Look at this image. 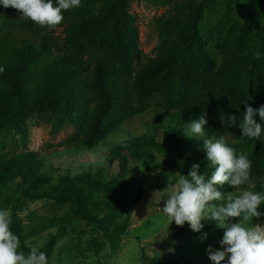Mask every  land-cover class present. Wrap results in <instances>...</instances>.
<instances>
[{"label":"trees","instance_id":"trees-1","mask_svg":"<svg viewBox=\"0 0 264 264\" xmlns=\"http://www.w3.org/2000/svg\"><path fill=\"white\" fill-rule=\"evenodd\" d=\"M158 3L167 11L152 22L158 45L154 56L148 57L139 48L131 0H81L79 7L62 10L64 19L55 28L21 21L19 11L5 8L0 0V68L4 69L0 72V210L9 211L10 231L26 253L31 248L27 240L45 226L36 228L33 215L24 217L23 212L30 203L42 200L40 191L52 182L43 172L49 164L58 175L48 193L72 206L92 229L94 253L112 260L131 228L125 208H135L144 194L145 174L130 178V156L153 143L149 132L167 137L170 161L177 163L185 156L176 173L187 175L198 163L206 179L215 169L209 167L204 139L224 136L237 154H245L251 162L250 183L256 184L252 190L264 194V120L255 116L262 125L259 140L243 137L238 127L245 101L253 108L264 105L261 29L247 27L230 40L229 33L235 31L217 28L221 52L216 53L215 38H204L211 33L202 25V4ZM257 50L259 59L254 55ZM202 113L208 120L204 136H186L184 129ZM230 115L236 116L237 126L229 122ZM36 117L53 123L55 134L67 125L74 128L62 145L63 154L76 157L105 149L108 165L118 159L119 174L107 179L103 163H90L74 176L48 160L59 156L57 150L47 156L28 150V123ZM136 119L144 120L149 131L132 132L129 124ZM172 175L164 177L174 178V184L177 176ZM157 182L154 190H167L164 179ZM215 187L222 193V199L214 202L217 205L227 206L241 194L228 184ZM247 188L244 184L243 191ZM120 208L125 220L118 224ZM258 210L264 213V202ZM25 218L31 223L26 224Z\"/></svg>","mask_w":264,"mask_h":264},{"label":"rangeland","instance_id":"rangeland-1","mask_svg":"<svg viewBox=\"0 0 264 264\" xmlns=\"http://www.w3.org/2000/svg\"><path fill=\"white\" fill-rule=\"evenodd\" d=\"M160 1L131 0L130 11L137 18L139 48L143 56H154L158 45L152 22L167 11V8L158 5ZM183 1L185 0H178L179 3ZM195 1L203 5L202 25L211 33V37L208 34L204 38L207 41L215 38L212 42L217 50L216 53L221 52L218 48L221 41L220 36H217V28L235 31L229 33L230 40L236 39L247 27L258 28L261 29L259 33L264 40V0ZM144 122V120L136 119L129 124V128L132 132L144 133L147 131ZM52 124L40 117L30 120L28 150L46 156L57 150L60 153L59 156H49L48 160L55 168L71 171L74 176L85 171L86 168L83 166L90 163H103V175L107 179L115 178L119 174L118 159H114L113 165H108L104 156L109 151L105 149L76 157L63 154L62 145L74 133V128L67 125L55 134ZM148 134L153 143L141 146L135 154L130 156V178L138 179L141 174H145L141 177L144 194L135 208H125L124 212L129 211L131 215V228L123 237L121 249L112 260L105 259V254L98 257L94 253L91 245L92 229L84 219L76 216L72 206L57 201L48 193L49 186L57 183L58 175L52 172L49 164L43 168L46 177L52 181L44 186L48 194L46 190L40 191L43 194L42 200L30 203L28 209L23 212L24 217H28L30 213L33 215L32 219L36 228L45 226V229L35 238L28 239L27 246H39V250L46 253L50 264H214L207 250L209 246L213 250H222L220 241L225 229L218 228L215 221L208 220L202 221L204 228L200 232L192 231L187 223L184 226H177L174 222L170 225L162 210L164 200L167 199V190H154L153 186L163 179L167 184L173 183L174 178L169 177L166 181L164 175L173 176L172 173H175L178 177L176 166L184 160L185 156L183 155L177 163L170 161L166 154L167 137L156 135L154 132ZM17 140L20 145L21 136H17ZM222 188L226 190V187ZM158 190L159 200L152 199L153 193ZM236 191L242 193L243 185ZM98 210L100 216H103L105 211L100 207ZM122 210L123 208L119 209L116 218L118 224L125 220V216L119 215ZM238 221L239 218H232L230 223ZM25 222L26 224L31 223L27 218ZM252 223L264 226V216L254 218ZM205 233H207L206 238ZM18 251H22L26 256L28 254L21 247Z\"/></svg>","mask_w":264,"mask_h":264},{"label":"clouds","instance_id":"clouds-1","mask_svg":"<svg viewBox=\"0 0 264 264\" xmlns=\"http://www.w3.org/2000/svg\"><path fill=\"white\" fill-rule=\"evenodd\" d=\"M5 8L19 11L21 21H32L40 26L55 28L60 25L64 17L62 10H70L81 5V0H2ZM257 59L261 53H254ZM4 69L0 68V72ZM246 110L243 120L238 125L242 129V136L259 140L262 134V125L255 116L258 114L264 120V105L253 108L245 101ZM224 126L225 117L221 115ZM229 122L236 125V116L230 115ZM208 124L206 113L198 119L192 120L184 129L188 137L204 136L205 125ZM203 148L207 151L209 167L215 170L210 178L200 174V165L193 164L187 175H178L176 182L167 187V199L164 200L163 214L170 225L177 226L187 223L194 232L204 228L202 221H215L218 228L225 229L220 241L222 250L208 248V254L214 264H264V226L253 224L254 218L264 216L258 211L264 202V194L253 191L256 184L250 183L251 162L243 153H236L230 147L224 136L218 139H204ZM228 184L239 190L241 185L248 184L236 198L229 200L227 206L217 205L222 199V193L216 185ZM152 199L159 200V190L155 191ZM230 218H239L236 223H230ZM11 217L8 210H0V264H50L45 252L39 246H32L27 256L18 251L20 239L10 231ZM207 233L204 234L206 238Z\"/></svg>","mask_w":264,"mask_h":264}]
</instances>
